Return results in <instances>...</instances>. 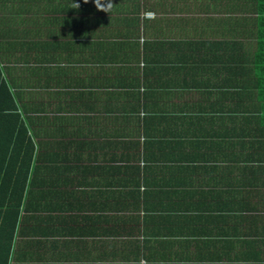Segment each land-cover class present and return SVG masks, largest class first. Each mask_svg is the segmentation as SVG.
Returning a JSON list of instances; mask_svg holds the SVG:
<instances>
[{"label": "crops", "instance_id": "1", "mask_svg": "<svg viewBox=\"0 0 264 264\" xmlns=\"http://www.w3.org/2000/svg\"><path fill=\"white\" fill-rule=\"evenodd\" d=\"M254 7L255 0H141L140 43L150 39L152 51L165 58L153 52L151 63L110 61V54L101 55L102 62L91 59L98 18L89 12L82 26L73 11H56L49 32L55 42H72L70 49L56 48L53 61L41 45L34 77L22 63L8 62L18 82L38 80L13 89L23 102L38 91L40 192L29 197L42 206L17 218L0 264H200L190 257L202 240L208 248L194 253L203 264H264V73L257 78L264 17ZM43 30L46 24L41 38ZM192 41L207 43L197 56ZM0 56L25 61L14 52ZM149 66L162 85H143ZM56 71L59 79L51 75ZM193 79L199 85H191ZM199 104L214 118L210 150L149 145L171 138L175 128L196 127ZM62 134L88 144L63 148ZM181 153L187 161H170ZM193 163L203 166L196 179L190 178ZM129 167L138 170V182L126 185ZM172 213L182 230L162 218ZM39 227L44 235L34 234ZM150 227L177 234L168 237L176 242L150 238L144 231ZM161 246L170 257L158 258Z\"/></svg>", "mask_w": 264, "mask_h": 264}, {"label": "trees", "instance_id": "2", "mask_svg": "<svg viewBox=\"0 0 264 264\" xmlns=\"http://www.w3.org/2000/svg\"><path fill=\"white\" fill-rule=\"evenodd\" d=\"M73 2L74 0H0V53L7 52L8 54H13L14 52L18 57L23 56L25 60H5L0 56V252H4L0 256L7 257L11 250L9 242L12 240V236H14L17 221H20L23 216H28L29 212L39 210L40 206H42L39 202L34 203L30 201L29 197L30 195L38 196L40 192L37 188L39 186L38 169H40V163L38 165V162L40 161L39 149L41 141L37 135L39 134V126L35 124L36 119L34 118L35 112L39 110V104L33 100L38 91L30 97L33 101L23 102L17 89H13L15 85H38V80L32 83L18 82L14 77L16 70L12 71L8 62L22 63L23 67L26 66V72L30 71L34 77L33 74H38L41 45L47 58L53 61L56 60V48L70 49L72 42H55V38L49 32V26L54 25L55 22L56 17L54 14L59 8L58 12H65L68 15L73 11L74 18L77 17L79 22L83 24L82 26H84L89 12L98 18L95 25H97L96 28L100 27L99 32L95 31L93 34L96 38L93 36L95 41L89 42V45H93L96 49V53L91 59L97 62L103 61V56L101 55L110 54L112 57L110 61L119 59L118 61L125 63L133 60L140 61V58L143 57L146 63H151V53L153 52L157 60L165 59L160 55L161 52L157 50L158 48L152 51L153 45L150 39L144 38L142 43H140L142 33L139 31L138 21L141 18V14L139 13L141 10V0H111L113 6L109 13L97 10L93 0H88V3H85L84 0L75 1V3L79 4V8H72L74 7ZM254 8L258 12V17H264V0H255ZM41 18L45 22L40 23ZM45 24L48 27V31L43 30V37L41 38V26L44 29ZM50 37L53 39L47 40ZM175 44L182 43H172V45ZM82 45L83 43H78L79 48ZM206 45L207 43L201 44L199 41H192L191 48L193 54L197 56L201 47H205ZM50 49H52V52H50ZM258 49L261 50L262 46L259 45ZM71 50L73 53V49ZM75 51L83 53L81 50ZM197 60V57L194 58L193 63L197 62ZM260 66L261 70L257 73L259 80L262 77V73H264V59L261 61ZM143 72V79L141 80L143 85H162L165 82L163 80L158 82L153 77L154 73L150 66L145 67ZM59 73L56 71L52 72L51 75L58 77ZM139 80L138 77L132 80L133 83L130 79V82L136 85V81ZM194 81L195 79H193L191 85H199V80L197 83ZM205 109V107L197 105L193 110V116H196L193 123L196 127L187 125L180 132L178 131L179 129L175 128V132L172 133L171 138L166 137L163 141L157 139L149 145H158L159 147L167 145L164 146L166 148L169 146L184 147L185 145H192L194 148L203 147L210 150L211 146L215 145L213 137L209 139L214 118H208L207 113H204ZM201 114H203L202 122L199 120ZM63 135L60 136L59 141L57 140L63 148L65 146L68 148L79 146L82 149L88 144L86 140H79L76 137L72 139L73 135ZM139 144L140 142L137 141L134 145ZM146 144L148 145V142ZM64 155L66 153L64 151L61 152V156ZM189 156H192L193 160L196 161L195 157L197 155L194 151L189 153ZM181 159L187 161V153H181L177 157L171 158L170 161L179 162ZM129 160H131V155H129ZM65 167L67 168V166ZM189 168L193 174L190 178L196 179L194 174L197 171L200 172L199 169L203 168V166L193 163ZM137 172H135L133 167L127 169L126 185L127 183L138 182L135 179L138 175ZM44 184L46 185V182ZM45 185H43V191H46L44 189L46 188ZM17 218L20 219L18 220ZM162 218L166 219V221H171L173 226H179L176 229L177 231L183 229L182 219L179 218L177 222L178 216L176 214H167ZM42 230L39 227L34 231V234L37 236L44 235L46 232H42ZM144 231L149 233L150 238L155 236L165 241L169 240L168 242L171 244L176 242L174 238L168 239V237L177 234L164 233L162 230L156 231L152 227L146 228ZM189 236L184 237L188 238ZM221 236L224 235L221 234ZM226 238L230 242V238L228 236ZM147 242H150L149 238H147ZM222 242H226L225 237L222 239ZM205 243L206 241L204 240L197 241L194 246L195 251L192 252L193 256H189L191 262L203 264L201 256L195 258L198 253L194 252L208 248L202 247ZM179 247H181L180 244ZM157 251L160 253L158 258L166 259L170 257L164 254V252L169 251L168 248L161 246L160 250L157 249ZM148 259H151V257L146 256L144 258L145 262H148Z\"/></svg>", "mask_w": 264, "mask_h": 264}, {"label": "clouds", "instance_id": "3", "mask_svg": "<svg viewBox=\"0 0 264 264\" xmlns=\"http://www.w3.org/2000/svg\"><path fill=\"white\" fill-rule=\"evenodd\" d=\"M85 3H88V0H84ZM93 3L95 4L97 10L110 12V9L112 8L113 4L111 0H93ZM74 7L72 8H79V4L73 2Z\"/></svg>", "mask_w": 264, "mask_h": 264}, {"label": "bare ground", "instance_id": "4", "mask_svg": "<svg viewBox=\"0 0 264 264\" xmlns=\"http://www.w3.org/2000/svg\"><path fill=\"white\" fill-rule=\"evenodd\" d=\"M248 5V4H247ZM263 6V5H262ZM262 11V10H261ZM245 31V30H244ZM234 32V31H233ZM234 34V33H233ZM239 38V37H238ZM256 60V59H255ZM256 72V71H255ZM63 259V258H62Z\"/></svg>", "mask_w": 264, "mask_h": 264}]
</instances>
